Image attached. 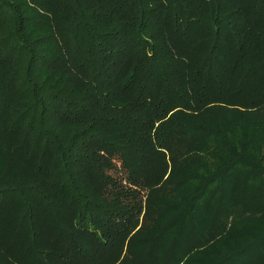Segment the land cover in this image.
I'll return each instance as SVG.
<instances>
[{
	"label": "trees",
	"instance_id": "obj_1",
	"mask_svg": "<svg viewBox=\"0 0 264 264\" xmlns=\"http://www.w3.org/2000/svg\"><path fill=\"white\" fill-rule=\"evenodd\" d=\"M0 264H264V0H0Z\"/></svg>",
	"mask_w": 264,
	"mask_h": 264
}]
</instances>
